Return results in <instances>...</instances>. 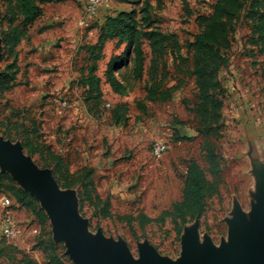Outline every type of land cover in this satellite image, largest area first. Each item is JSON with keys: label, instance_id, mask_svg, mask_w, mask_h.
<instances>
[{"label": "rangeland", "instance_id": "1", "mask_svg": "<svg viewBox=\"0 0 264 264\" xmlns=\"http://www.w3.org/2000/svg\"><path fill=\"white\" fill-rule=\"evenodd\" d=\"M216 1L110 0L101 7L111 13L107 18L134 10L135 20L139 21L146 12L153 24L148 31L173 36L177 48L168 47L162 60L157 59L152 69L146 43L144 67L138 77L133 73L131 55L123 57L117 70L110 63L123 54L125 44L118 45L116 40L105 42L102 58L95 63L92 72L99 80L96 86L94 82L84 81L91 76L90 66L94 64L86 48L98 42L100 25H89L94 27L86 40L75 42L72 36L65 39L64 46L58 43V49L67 52L71 60L67 61V56L54 57L55 51H52L51 63L42 71L38 57H33L34 65L29 59V43H20L12 55H8L10 47L3 38L9 26H17L19 21L10 23L15 17L7 14L0 0V71L13 64L16 53L18 68L17 86L0 92V136L19 144L37 167L51 173L62 190L75 194L78 213L87 222L88 232L95 235L101 231L107 239L122 240L134 258H138L137 246L147 242L159 256L177 261L183 229L193 223L186 224L178 234L170 219L163 224L152 222L139 227L136 222L127 223L122 217L144 214L151 219L158 218L181 199L188 163L195 160L201 168L207 169L201 152L204 138L196 131L199 118L195 112L199 100L191 75L193 51L188 46L199 31L197 18L209 15ZM231 42L225 54L242 70V83L248 81L244 87H249L251 101L255 104L250 112L264 119V81L259 75V65L264 59L248 55L254 54L256 48L251 44L250 24L243 16ZM76 45L78 53L73 54L75 50L71 49ZM21 46L26 49L21 50ZM21 54L25 56L22 60ZM56 60L63 62L58 64ZM108 67L117 78L115 90L106 78ZM151 70H154L153 82L161 81L160 90L166 97L162 101L146 99ZM166 91H170L168 96ZM243 115L242 112L232 115L228 103L224 104L221 119L208 136L221 158L222 173L219 194L207 201L203 215L196 220L200 244L208 237L218 248L227 240L230 226L226 222L235 207L248 215L255 203L254 172L258 170L264 175V124L253 126L249 132L254 144L257 142L260 146L259 152L250 154L244 137ZM191 129L196 136L185 139L184 134ZM155 143L166 148L159 159L151 154ZM90 169V178L86 179ZM67 183H73L72 187H66ZM2 186L0 244L14 246L17 261L24 257L31 264H50L51 258L56 257L65 264H73L64 243L54 238L50 221L39 202L31 196V201L13 196ZM12 186L20 189L15 181ZM6 212L15 223L13 239H6L2 234L1 224ZM104 213L109 215L104 216Z\"/></svg>", "mask_w": 264, "mask_h": 264}, {"label": "trees", "instance_id": "2", "mask_svg": "<svg viewBox=\"0 0 264 264\" xmlns=\"http://www.w3.org/2000/svg\"><path fill=\"white\" fill-rule=\"evenodd\" d=\"M54 0H2L7 14H11L19 21L17 26H9V32L4 35L3 41L8 45V55L11 56L13 50L22 41L27 40V31L41 16L42 7L45 4L52 3ZM136 12H120L114 17H109L99 27L98 42L92 46H87L91 61V76L85 78L88 84L98 86L99 80L92 73L96 66L95 63L102 58L101 49L105 42L117 41L118 45L125 44V50L122 55L113 59L116 70L119 69L123 57L131 55L133 57V73L140 77L143 71L145 53L143 48L147 43L150 50V65L154 69L156 60H162L166 54L167 48H177V42L173 36L163 34L157 30H149L153 25L148 13L142 14L141 20H135ZM248 20L250 24L251 44L256 48L253 55L264 59V0H217L212 8V12L207 16L197 18L198 33L193 37V42L189 48L193 51V69L191 75L194 78L195 86L198 92L199 103L196 105V115L199 118L197 133L204 138L201 152L207 163V169L204 170L195 160L188 163L184 175L182 197L174 202L168 210L163 211L156 219H151L144 214H138L136 217L123 216L122 220L127 223L136 222L139 227H144L152 222L163 224L166 219H170L176 233L196 218H200L206 208L208 200L216 197L220 190L221 178V158L215 153V147L208 139L212 132L213 125L221 119V110L224 107V90L219 80L220 72L225 69L230 61L227 54L231 48V36L242 18ZM11 25V24H10ZM94 27V26H93ZM92 27V28H93ZM96 28V27H95ZM173 52V49H171ZM175 55V54H174ZM17 53L14 55L13 64L0 71V92L10 91L15 88L18 68L15 65ZM259 75L264 81V60L259 65ZM110 67V66H109ZM107 68L106 78L110 87L115 90L117 87V78L112 76L111 68ZM150 72V82L146 85L149 101H162L165 95L160 90V83L153 82ZM170 91H166L169 95ZM186 139V138H185ZM92 170H87L86 179L90 178ZM6 182V184H2ZM13 181L7 174H0V187L7 190L13 196H20L23 199L31 201L32 198L22 190H15L12 186ZM73 183H67L65 186L70 188ZM88 192V191H86ZM90 200L89 194H86ZM107 206L106 202H101ZM109 214L104 213V216ZM17 249L9 244H0V264H31L23 257L17 261L14 253ZM50 264H65L62 260L52 257Z\"/></svg>", "mask_w": 264, "mask_h": 264}, {"label": "water", "instance_id": "3", "mask_svg": "<svg viewBox=\"0 0 264 264\" xmlns=\"http://www.w3.org/2000/svg\"><path fill=\"white\" fill-rule=\"evenodd\" d=\"M0 172L36 199L50 221L54 238L64 243L73 264H264V175L254 172L255 203L248 215L235 207L226 241L216 248L208 237L200 244L196 218L184 228L177 261L161 257L147 242L137 246L134 258L122 240L92 235L78 213V202L70 190H62L48 170L40 169L19 144L0 136Z\"/></svg>", "mask_w": 264, "mask_h": 264}, {"label": "crops", "instance_id": "4", "mask_svg": "<svg viewBox=\"0 0 264 264\" xmlns=\"http://www.w3.org/2000/svg\"><path fill=\"white\" fill-rule=\"evenodd\" d=\"M82 4L77 0H54L52 3L45 4L42 7V16L30 27L27 31V40L22 41V44H30L29 50L30 61L32 65L35 64L33 57H38V67L45 71L49 67L51 61L52 51L54 57L62 56L69 57L67 52L62 53L58 48L64 46L65 39L72 36L75 38V42L82 39L86 40V36L93 32L92 23L101 25L105 22L107 17L111 14L104 8H100L97 16L92 21H87V24L80 25L82 15ZM95 33V31H94ZM38 38L36 41L34 38ZM58 43L60 46H58ZM79 45V44H78ZM76 45L73 49L78 53L79 46ZM82 45V44H81ZM63 49V47H61ZM26 48L21 46V50ZM24 54H21V60L24 58ZM20 55L18 56V59ZM70 61L71 58H68ZM63 61L56 60V63ZM34 68V67H32ZM260 74V73H259ZM261 79V78H260ZM219 80L224 90V104L228 103L231 108L232 115H238L240 112L244 113V131L245 141L248 143V151L250 154L259 152V144L255 142L254 137L250 135L251 129L257 127L263 122L260 115L251 113V108L255 105L252 100V93H249V87H244L246 83H242V70L238 68L236 64H232L229 61L228 66L223 69L219 74ZM247 93L249 95H247ZM251 97L248 98V97ZM242 98L244 100H242ZM256 100H254L255 102ZM253 105H252V104ZM251 120V121H250ZM263 126V125H262ZM261 128V127H258ZM188 134H184V138L190 139L195 137L196 133L193 129L187 130ZM257 139H259L257 137ZM255 146V147H253Z\"/></svg>", "mask_w": 264, "mask_h": 264}, {"label": "built area", "instance_id": "5", "mask_svg": "<svg viewBox=\"0 0 264 264\" xmlns=\"http://www.w3.org/2000/svg\"><path fill=\"white\" fill-rule=\"evenodd\" d=\"M82 4V15L80 25L87 24V21H92L96 18L101 7L107 5L110 0H77ZM165 146L161 143H155L152 147V156L159 159L165 152ZM2 234L6 239H13L16 236L15 223L9 212L3 216L1 224Z\"/></svg>", "mask_w": 264, "mask_h": 264}]
</instances>
